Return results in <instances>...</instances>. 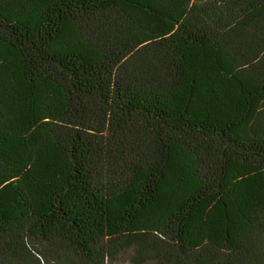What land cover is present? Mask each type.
Returning <instances> with one entry per match:
<instances>
[{"label":"trees","instance_id":"1","mask_svg":"<svg viewBox=\"0 0 264 264\" xmlns=\"http://www.w3.org/2000/svg\"><path fill=\"white\" fill-rule=\"evenodd\" d=\"M0 264H264V0H0Z\"/></svg>","mask_w":264,"mask_h":264}]
</instances>
